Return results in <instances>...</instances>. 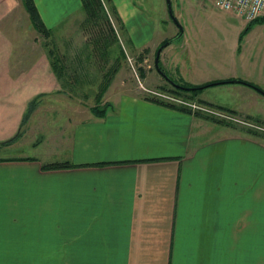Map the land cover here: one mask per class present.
Listing matches in <instances>:
<instances>
[{"label":"crops","instance_id":"obj_1","mask_svg":"<svg viewBox=\"0 0 264 264\" xmlns=\"http://www.w3.org/2000/svg\"><path fill=\"white\" fill-rule=\"evenodd\" d=\"M33 1L49 37L24 0H0V264H264V127H246L264 122V94L228 82L190 98L234 112L244 123L233 125L152 95L169 90V78L189 86L245 80L264 89V59L247 74H215L221 59L206 50L188 51L186 42L182 53H167L187 31L174 20L175 40L161 49L160 70L157 51L170 36L157 33L158 20L141 25L137 0H113L134 54L153 60L142 71L146 92L48 101L22 132L14 93L31 92V77L42 75L47 90H66L47 39L76 26L83 13L81 0ZM210 5L193 8L221 24L217 16L224 15ZM20 10L23 20L14 16ZM133 19L139 22L130 26ZM29 130L39 139L16 145ZM54 164L68 166L47 167Z\"/></svg>","mask_w":264,"mask_h":264},{"label":"rangeland","instance_id":"obj_2","mask_svg":"<svg viewBox=\"0 0 264 264\" xmlns=\"http://www.w3.org/2000/svg\"><path fill=\"white\" fill-rule=\"evenodd\" d=\"M103 1L106 2L107 7H105L111 19L109 22L114 27L115 34L110 32L108 21L105 22L101 19L99 26H95L91 22L87 23L86 14L83 12L80 14L76 26L63 28L62 35L59 33V36L53 35L50 40L46 38L50 45L49 50L52 49L55 52L56 58L59 57L62 71L57 74L54 71V73L60 83L64 84V89L66 90L64 92L47 90L49 86L47 77L42 75L31 77V92L16 91L14 93V110L16 116L23 112L20 125L22 132L31 129V123L33 122L29 123V121L32 118V113L35 110L38 111L48 101L70 98L71 100L90 102L100 101L104 98L107 99V97L113 100L112 91L146 92L143 89L142 71H148V65H153V60L146 61L144 55L143 58H139L134 54L131 46L127 43L126 38L128 36L126 30L121 26L120 20L109 11L110 5L108 1ZM137 2L140 4L141 19L143 18L142 20L140 19L141 25L147 26L145 29H148L150 24L155 25V21L158 20L157 33H167L170 36L169 40H171L172 29L174 28V26L172 27V23H176L174 19L182 26L183 30L186 28L185 36L174 41L172 43L173 46L169 48L167 53H182L181 47L186 42L189 43L187 47L188 51H190V48L199 52L206 50V53L213 54L214 57L221 59L220 63L212 68V72L215 74H225L226 72L229 73V70L233 71L235 69L241 74H247V68L249 66L251 68V65L254 66L253 61L256 62L264 59V19L250 23L243 17L237 15L230 16L227 11L224 12V10L214 6L211 3L212 1L205 0H169L172 14L169 10L168 0H137ZM203 3H208L209 6L212 4V9L224 15L222 19L217 16L216 22L220 21L221 24L207 23V15L204 12L195 11L193 7H197ZM198 13L201 18L197 20ZM25 14V10L14 12L15 18L20 20L25 19ZM136 20L137 22L134 19L130 20L129 25L132 26L133 23L139 22V19ZM31 21L33 23V20ZM199 21L202 23L201 29L205 28L203 31H199L198 29L197 23ZM176 46L179 48L172 49ZM161 49H163L162 46L158 48L159 54ZM233 53L242 54V57L246 59L244 61H233L231 56ZM249 61L252 63L250 64ZM159 67H161V64H159ZM252 69L254 68L252 67ZM169 79L172 80L171 78ZM209 91V95L217 96L216 92ZM160 92L169 93L168 91ZM180 98L190 103L195 102L189 98ZM196 102L205 104L201 101ZM211 108L214 109L213 106ZM202 115L228 125L240 124L233 120L219 119L208 113H202ZM243 120L249 122L252 119ZM259 120H253L258 122L256 125H242L246 127L261 125L264 127L262 119ZM37 123L34 124L36 128L38 127ZM26 135L23 136L22 134L14 143L20 146L23 143L22 137L29 139L27 140L28 142L32 139H39V132L34 133L32 130H29ZM32 152L37 154L35 150Z\"/></svg>","mask_w":264,"mask_h":264},{"label":"trees","instance_id":"obj_3","mask_svg":"<svg viewBox=\"0 0 264 264\" xmlns=\"http://www.w3.org/2000/svg\"><path fill=\"white\" fill-rule=\"evenodd\" d=\"M107 1H108L109 5H110L109 8H108L109 11H111L112 14L118 20H120V18L118 17L117 8L114 5L113 0H107ZM81 2H82L83 12H85V14H86L87 23L91 22L93 25L99 26L100 21L102 19L105 22L108 21V23L110 24L109 21L111 19L108 16V10L106 9V7H107L106 2H104L103 0H81ZM24 3L26 5L28 11L30 12L31 18H32L33 23L36 26V28L42 34H44L46 37H49L50 31L44 26V24H43V22H42V20H41V18L39 16V13H38V10H37V7H36L34 1L33 0H24ZM263 19H264V16L258 17L255 20L251 21L250 23H253L255 21H261ZM109 27H110V32L112 34H115L114 27L111 24L109 25ZM168 41L169 40H166L163 43L164 47L167 45ZM48 54H49L50 59H51V65H52L53 70L55 71L56 74L58 72L60 73V71H62L61 70L62 65H61V63H59V57L56 58L55 52L52 49L48 50ZM160 70H161V67H160ZM228 82H241V83H244V84H247L249 86H252V87L256 88L257 90H259L260 92H262L264 94V89L263 88H261L257 84H254L252 82L245 81V80H218V81L209 82V83H206V84H203V85H199V86H189V85H185V84H179V85H182L185 88H177V87H175L173 85L167 91L169 93H171L172 95H175L177 97L180 96V97H183V98L186 97V98L190 99V98H193L195 96V94H197V92H199L202 89H205V88L211 87V86H216V85H219V84H222V83H228ZM189 88H194V89H189ZM156 100L158 102L162 103V104L171 106L173 108H177V109H180V110H183V111H186V112H191V109L186 107V106L179 105V104H176L174 102H167V101L162 100L160 98H158V99L156 98ZM205 104H207V103H205ZM208 105L213 106V107H215L217 109H220V110H222L224 112H227V113H230V114L234 113V112H232V111H230L228 109H225L223 107H219V106H215V105H211V104H208ZM198 114H202V113L198 112ZM218 122H221V121H218ZM257 131L258 130H256L255 132H257ZM67 166L68 165H66V164H54V165H49L47 167L48 168H61V167H67Z\"/></svg>","mask_w":264,"mask_h":264},{"label":"built area","instance_id":"obj_4","mask_svg":"<svg viewBox=\"0 0 264 264\" xmlns=\"http://www.w3.org/2000/svg\"><path fill=\"white\" fill-rule=\"evenodd\" d=\"M212 1V3L221 10L232 12L239 17H243L246 21L251 22L258 17L264 16V0H205ZM158 98L167 102H174L179 105L186 106L194 112L212 114L219 119H228L244 123L237 116L224 112L209 105L197 102H188L180 97L172 95L171 93L153 92Z\"/></svg>","mask_w":264,"mask_h":264},{"label":"water","instance_id":"obj_5","mask_svg":"<svg viewBox=\"0 0 264 264\" xmlns=\"http://www.w3.org/2000/svg\"><path fill=\"white\" fill-rule=\"evenodd\" d=\"M168 2H169V0H168ZM169 10H170V13L172 14V11H171V5H170V2H169ZM176 22H177V20L176 19H174ZM182 35V31L180 32V34L178 35V37L179 36H181ZM173 40H175V39H171V40H169L168 42H167V45L169 44V43H171ZM164 46L162 45V48H163ZM159 51H158V55H157V60H156V64H157V66L159 67V63H158V61H159ZM170 80V79H169ZM171 82H172V84L175 86V87H177V88H185V87H183L182 85H179V84H177L176 82H174V81H172V80H170ZM189 89H194V88H189Z\"/></svg>","mask_w":264,"mask_h":264}]
</instances>
